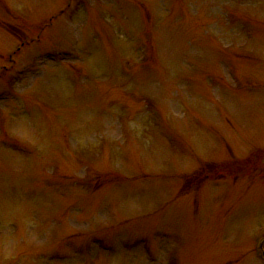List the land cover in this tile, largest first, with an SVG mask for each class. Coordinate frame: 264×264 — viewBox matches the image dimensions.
Masks as SVG:
<instances>
[{
    "label": "rangeland",
    "instance_id": "rangeland-1",
    "mask_svg": "<svg viewBox=\"0 0 264 264\" xmlns=\"http://www.w3.org/2000/svg\"><path fill=\"white\" fill-rule=\"evenodd\" d=\"M0 264H264V0H0Z\"/></svg>",
    "mask_w": 264,
    "mask_h": 264
},
{
    "label": "trees",
    "instance_id": "trees-1",
    "mask_svg": "<svg viewBox=\"0 0 264 264\" xmlns=\"http://www.w3.org/2000/svg\"><path fill=\"white\" fill-rule=\"evenodd\" d=\"M202 172V175H197L195 176L196 174H194V176L192 175V177H187V181L190 183L192 181L191 184H189L190 186H193L194 185V182H193V179H195L196 177L200 176L199 179L201 180H204L206 179L207 177H209L208 175H210L211 173H204L203 171ZM201 177H205V178H201Z\"/></svg>",
    "mask_w": 264,
    "mask_h": 264
}]
</instances>
